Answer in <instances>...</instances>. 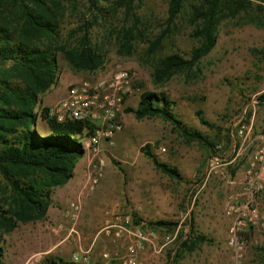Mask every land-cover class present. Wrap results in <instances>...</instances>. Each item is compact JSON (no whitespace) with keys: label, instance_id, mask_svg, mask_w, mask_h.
<instances>
[{"label":"rangeland","instance_id":"rangeland-1","mask_svg":"<svg viewBox=\"0 0 264 264\" xmlns=\"http://www.w3.org/2000/svg\"><path fill=\"white\" fill-rule=\"evenodd\" d=\"M61 1L65 18L57 44L75 47L78 38L70 39V36L89 23L91 43L105 55L106 62L95 73L79 72L57 52V85L67 82L70 86L119 69L127 70L135 74L136 87L141 92L130 98L127 109H137L145 92L164 94L175 102L178 119L215 145L228 141L232 122L245 109L247 119L254 121L255 127L264 128V100H260L264 96V28L245 24L240 19L223 22L217 45L207 57L192 71L175 74L157 84L153 74L162 58L177 54L190 59L192 51L199 46L190 22L197 0L186 1L182 14L155 54L149 53V46L166 30L169 0H141L135 10L139 23L122 11L116 16L108 14L106 9L114 0L101 2L103 14L92 12L88 0ZM123 29L142 35L133 41L134 53L128 57L118 53ZM199 111L210 126L201 124ZM45 127L39 122L37 128L43 136L48 135ZM147 144L161 162L179 170L181 180H172L154 167L141 153ZM212 151L198 142L187 141L160 118L137 120L126 112L125 128L115 136L113 146L103 145L96 157L93 152L85 151L86 159L104 160L105 167L97 188L84 192L77 224L73 225L69 218L70 205L75 199L68 208L61 209L66 222L63 233L70 242L78 244L72 247L71 263L264 264V225L247 222L235 235V218L228 215L227 203L237 189L223 180L208 179ZM228 171L237 178L243 172L240 167H229ZM213 192L216 197L221 195L218 207L209 205ZM260 213L264 218V199ZM158 222L172 223V230L153 225ZM35 230L34 224H21L16 231L3 236L5 254L9 257L13 252L18 261L29 264L53 260L51 256L34 255L38 251L32 240ZM25 237L28 238L24 240ZM198 237L206 242L190 253L182 249L184 242L192 245Z\"/></svg>","mask_w":264,"mask_h":264},{"label":"trees","instance_id":"trees-1","mask_svg":"<svg viewBox=\"0 0 264 264\" xmlns=\"http://www.w3.org/2000/svg\"><path fill=\"white\" fill-rule=\"evenodd\" d=\"M90 10L103 14L101 2L88 0ZM141 0H114L106 9L108 14L122 11L134 18ZM187 0H169L166 30L150 43L149 53L155 54L182 14ZM197 0L192 8L190 22L193 37L199 46L190 59L173 54L162 58L155 67V83H163L175 74L192 69L216 47L223 22L240 19L245 24L264 28V0ZM65 18L61 0H0V264L5 263L3 236L13 233L21 224L47 220L52 206V193L73 178L76 162L84 158L85 149L80 141L86 126L81 123H58L50 117L48 108H41V97L58 84L59 66L56 53L60 52L72 69L95 73L105 66V55L93 47L90 24L70 36L78 38L75 47L59 46L60 27ZM86 25V24H85ZM84 26V25H83ZM136 28V27H135ZM137 31V28L135 29ZM119 55L131 56L134 43L142 38L132 29H123ZM264 100V96L260 98ZM175 102L164 94L145 92L137 109H127L137 120L160 118L190 142L213 148L201 133L188 129L174 112ZM197 116L204 126L209 123ZM42 122L51 131L41 135L37 127ZM141 153L154 167L172 180H181L175 167L161 162L147 144ZM114 164L117 163L114 161ZM156 227L172 230V223L158 222ZM206 242L198 237L192 245L184 242L187 252ZM264 256V249L262 250ZM46 264H76L63 260H49Z\"/></svg>","mask_w":264,"mask_h":264},{"label":"built area","instance_id":"built-area-1","mask_svg":"<svg viewBox=\"0 0 264 264\" xmlns=\"http://www.w3.org/2000/svg\"><path fill=\"white\" fill-rule=\"evenodd\" d=\"M136 86L135 74L127 70L98 75L70 85L66 96L50 109L49 115L61 124H84L86 129L80 141L85 151L93 152L96 157L103 145L113 146L115 136L124 130L130 98L141 93ZM247 115L245 109L232 122L228 141L215 145L208 162V179L223 180L237 189L227 203L228 215L235 218V235L247 222L264 225L260 213L264 199V128L255 127L254 121L248 120ZM104 167L102 161H92L84 191L70 205L69 218L73 225L79 221L84 192L97 188ZM229 167H240L242 176L233 177ZM138 236L143 237L140 232ZM131 251L134 252L133 249ZM104 259L109 260V256L104 255Z\"/></svg>","mask_w":264,"mask_h":264},{"label":"crops","instance_id":"crops-1","mask_svg":"<svg viewBox=\"0 0 264 264\" xmlns=\"http://www.w3.org/2000/svg\"><path fill=\"white\" fill-rule=\"evenodd\" d=\"M69 84L67 82L59 83L51 88L41 99V107L37 111H40L41 108H52L58 101L63 99L66 96ZM46 128V127H45ZM39 132V128H37ZM46 133L50 134L47 128L44 129ZM91 159L82 158L75 163L73 168V178L63 187L57 188L52 194V206L48 211L47 220L37 223H31L35 225V236L33 242L34 246L38 248V251L34 253L36 256H51L53 260H63L65 262L72 261V247L78 246L76 241H69V236L64 234L63 231L66 226L64 216L61 213V209L68 208L69 203L76 199L80 192L83 191L86 181L87 173L92 164ZM102 161L105 164L104 160ZM213 192V197L209 201L211 207H218L220 204L221 195ZM87 198H85V204ZM18 229V228H17ZM16 229V230H17ZM15 230V231H16ZM25 237L24 240H26ZM27 242H30L27 240ZM15 249V246H13ZM5 263L6 264H29L28 262L18 261V257L15 256V253H11L8 257L5 254Z\"/></svg>","mask_w":264,"mask_h":264}]
</instances>
